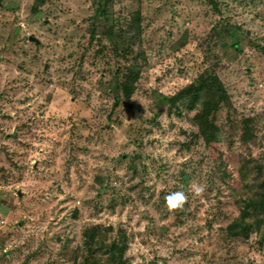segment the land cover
I'll use <instances>...</instances> for the list:
<instances>
[{
    "label": "rangeland",
    "instance_id": "rangeland-1",
    "mask_svg": "<svg viewBox=\"0 0 264 264\" xmlns=\"http://www.w3.org/2000/svg\"><path fill=\"white\" fill-rule=\"evenodd\" d=\"M109 5L0 0V264H264V0ZM207 68L228 103L171 102Z\"/></svg>",
    "mask_w": 264,
    "mask_h": 264
},
{
    "label": "trees",
    "instance_id": "trees-1",
    "mask_svg": "<svg viewBox=\"0 0 264 264\" xmlns=\"http://www.w3.org/2000/svg\"><path fill=\"white\" fill-rule=\"evenodd\" d=\"M96 6L95 14H101L104 17H109L110 2L112 0H92ZM117 77L119 78V90L121 96L124 98H130L134 93L135 87L133 82H135L138 73L135 72L132 66L126 67L123 70L117 72ZM215 93L218 95L214 98V103L220 106L222 103H228L230 97L226 92L217 72L214 68H207L205 71L190 85L183 88L176 96L171 97V102L175 103L178 97H184L189 95V107L195 106L196 102L199 101L201 95L213 96ZM221 104V105H222ZM203 111H199L196 114V118H201ZM264 216V181L259 185V189L254 196H250L244 199V206L241 211V218L244 220L247 217L254 218L258 221L260 226L262 217ZM241 222H243L241 220ZM249 225V223H246ZM125 237V235H124ZM89 245H92V241ZM110 248L108 250V255L105 260V264H125V252L127 249V242L114 238L110 243Z\"/></svg>",
    "mask_w": 264,
    "mask_h": 264
},
{
    "label": "clouds",
    "instance_id": "clouds-1",
    "mask_svg": "<svg viewBox=\"0 0 264 264\" xmlns=\"http://www.w3.org/2000/svg\"><path fill=\"white\" fill-rule=\"evenodd\" d=\"M192 190L195 195H200L203 188L197 185H192ZM165 199L170 209H178L184 205L187 200V196L184 192L180 191L168 195Z\"/></svg>",
    "mask_w": 264,
    "mask_h": 264
},
{
    "label": "water",
    "instance_id": "water-1",
    "mask_svg": "<svg viewBox=\"0 0 264 264\" xmlns=\"http://www.w3.org/2000/svg\"><path fill=\"white\" fill-rule=\"evenodd\" d=\"M33 41H38V39L36 38V37H34V36H31L30 37Z\"/></svg>",
    "mask_w": 264,
    "mask_h": 264
}]
</instances>
